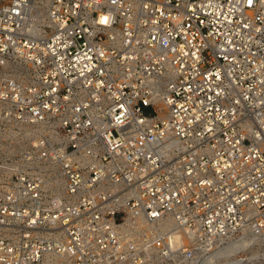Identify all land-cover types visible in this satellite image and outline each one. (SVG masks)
<instances>
[{
	"label": "built area",
	"instance_id": "2783aa9c",
	"mask_svg": "<svg viewBox=\"0 0 264 264\" xmlns=\"http://www.w3.org/2000/svg\"><path fill=\"white\" fill-rule=\"evenodd\" d=\"M0 264H264V0H0Z\"/></svg>",
	"mask_w": 264,
	"mask_h": 264
},
{
	"label": "bare ground",
	"instance_id": "6f19581e",
	"mask_svg": "<svg viewBox=\"0 0 264 264\" xmlns=\"http://www.w3.org/2000/svg\"><path fill=\"white\" fill-rule=\"evenodd\" d=\"M246 244H248L247 239H243L240 242H235L232 245L228 246L227 248H225L223 251H227V252H235L238 249H241L243 246H245Z\"/></svg>",
	"mask_w": 264,
	"mask_h": 264
},
{
	"label": "rangeland",
	"instance_id": "374dc122",
	"mask_svg": "<svg viewBox=\"0 0 264 264\" xmlns=\"http://www.w3.org/2000/svg\"><path fill=\"white\" fill-rule=\"evenodd\" d=\"M148 112V111H146ZM248 244H246L245 246H243L241 249H244ZM241 249H238V250H241ZM238 250H236L235 252H237ZM235 252H232V253H235Z\"/></svg>",
	"mask_w": 264,
	"mask_h": 264
}]
</instances>
